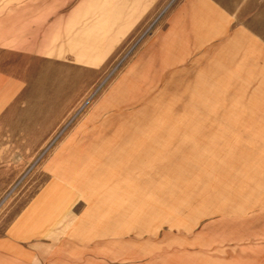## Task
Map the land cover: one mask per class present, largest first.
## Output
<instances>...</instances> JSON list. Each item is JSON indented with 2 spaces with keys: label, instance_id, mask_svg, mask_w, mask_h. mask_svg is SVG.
<instances>
[{
  "label": "rangeland",
  "instance_id": "obj_1",
  "mask_svg": "<svg viewBox=\"0 0 264 264\" xmlns=\"http://www.w3.org/2000/svg\"><path fill=\"white\" fill-rule=\"evenodd\" d=\"M84 10L0 54V264H264V0Z\"/></svg>",
  "mask_w": 264,
  "mask_h": 264
},
{
  "label": "crops",
  "instance_id": "obj_2",
  "mask_svg": "<svg viewBox=\"0 0 264 264\" xmlns=\"http://www.w3.org/2000/svg\"><path fill=\"white\" fill-rule=\"evenodd\" d=\"M88 4L89 0H0V54L9 55L11 47L15 53L36 56L51 52L50 46L95 45L99 41L90 42L89 30L83 26L89 19L84 10ZM120 18L111 15L109 29ZM5 96L6 105L2 98L0 111L8 108L9 97Z\"/></svg>",
  "mask_w": 264,
  "mask_h": 264
}]
</instances>
